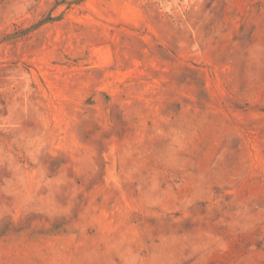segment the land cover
Masks as SVG:
<instances>
[{
  "label": "rangeland",
  "instance_id": "1",
  "mask_svg": "<svg viewBox=\"0 0 264 264\" xmlns=\"http://www.w3.org/2000/svg\"><path fill=\"white\" fill-rule=\"evenodd\" d=\"M0 264H264V0H0Z\"/></svg>",
  "mask_w": 264,
  "mask_h": 264
}]
</instances>
